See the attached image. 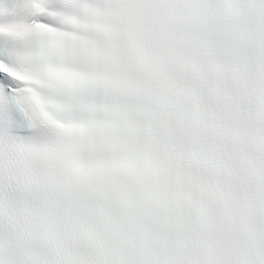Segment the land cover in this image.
<instances>
[{"label":"snow or ice","instance_id":"snow-or-ice-1","mask_svg":"<svg viewBox=\"0 0 264 264\" xmlns=\"http://www.w3.org/2000/svg\"><path fill=\"white\" fill-rule=\"evenodd\" d=\"M0 264H264V0L0 2Z\"/></svg>","mask_w":264,"mask_h":264}]
</instances>
